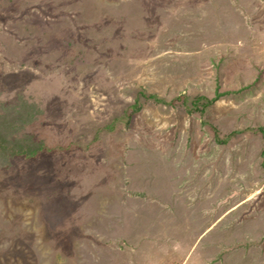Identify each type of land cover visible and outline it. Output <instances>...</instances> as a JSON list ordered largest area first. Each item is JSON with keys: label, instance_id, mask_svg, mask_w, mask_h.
<instances>
[{"label": "rangeland", "instance_id": "rangeland-1", "mask_svg": "<svg viewBox=\"0 0 264 264\" xmlns=\"http://www.w3.org/2000/svg\"><path fill=\"white\" fill-rule=\"evenodd\" d=\"M256 3L0 0V264H264Z\"/></svg>", "mask_w": 264, "mask_h": 264}, {"label": "crops", "instance_id": "crops-1", "mask_svg": "<svg viewBox=\"0 0 264 264\" xmlns=\"http://www.w3.org/2000/svg\"><path fill=\"white\" fill-rule=\"evenodd\" d=\"M256 1L259 2V0H252V4H253V6H252V10H253V11H258L257 8H259V9L261 8V4H260V5L257 4ZM250 30H251V28H248L247 31H250ZM187 263L189 264V262H187ZM190 263H191V262H190ZM195 264H197V263L195 262Z\"/></svg>", "mask_w": 264, "mask_h": 264}, {"label": "trees", "instance_id": "trees-1", "mask_svg": "<svg viewBox=\"0 0 264 264\" xmlns=\"http://www.w3.org/2000/svg\"><path fill=\"white\" fill-rule=\"evenodd\" d=\"M32 155H34V154H30L29 156H32Z\"/></svg>", "mask_w": 264, "mask_h": 264}]
</instances>
